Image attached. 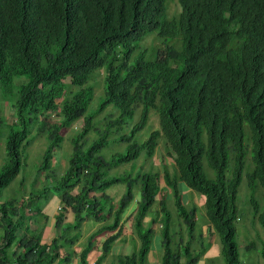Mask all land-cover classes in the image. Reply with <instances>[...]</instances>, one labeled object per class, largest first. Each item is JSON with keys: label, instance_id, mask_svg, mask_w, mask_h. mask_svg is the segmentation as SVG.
Listing matches in <instances>:
<instances>
[{"label": "trees", "instance_id": "obj_1", "mask_svg": "<svg viewBox=\"0 0 264 264\" xmlns=\"http://www.w3.org/2000/svg\"><path fill=\"white\" fill-rule=\"evenodd\" d=\"M179 4L180 11L169 16L167 0H0V99L12 101L15 117L5 137L0 196L21 171L34 125L39 135L47 131L48 141L36 171L37 175L46 172L42 188L35 189L32 183L28 197L0 202V264H54L57 260L68 264L72 258L77 264H103L121 235L122 216L135 200V182L128 180L123 194L113 202L107 190L125 177H110L108 172L141 153L150 159L160 139L171 150L174 170L165 168L163 179L157 171L137 177L140 199L132 225L139 246L129 254H117L108 264H149L154 229L152 220L144 227V218L156 202L163 247L159 264H195L206 252L207 245L200 243L193 254L197 209L183 204L178 182L203 196V215L219 237L224 264H244L234 223L239 217L238 187L250 152L249 202L264 231V0H179ZM149 35L153 40L162 38L163 50L146 54L150 50L142 46L130 63L138 44ZM169 40L173 43L168 44ZM102 67L104 98L94 113L85 115L93 98L88 81ZM20 76L23 80L12 92ZM109 105L116 115L105 116L101 134L87 143L84 137L95 128L93 118ZM136 111L138 120L130 133L114 140L128 142L126 151L109 157L100 154ZM151 111L158 116L159 127L140 142L134 140L148 124ZM52 113L61 119L50 123ZM79 119L83 125L71 138L67 166L58 177L50 174L52 154L63 138L61 130ZM161 182L173 190L177 217L186 226L184 242L181 236L177 242L173 239ZM52 192L61 197L64 211L70 209L72 222L61 230L65 212L55 216L54 225L61 231L48 243L42 241L48 217L43 216L40 226L35 216L41 209L30 205ZM256 192H261L260 200ZM31 220L38 224L34 229L29 226ZM87 220L102 225L77 251L73 246ZM69 231L77 233L65 241ZM106 233L90 263L88 254L97 237ZM67 244L73 249L62 254Z\"/></svg>", "mask_w": 264, "mask_h": 264}, {"label": "rangeland", "instance_id": "obj_2", "mask_svg": "<svg viewBox=\"0 0 264 264\" xmlns=\"http://www.w3.org/2000/svg\"><path fill=\"white\" fill-rule=\"evenodd\" d=\"M168 15L173 16L180 11L179 0H168ZM155 34V32L153 33ZM168 44H172L173 40H169ZM136 51L132 54L133 56L130 59V63L134 60V55L140 52L142 46H145V50L149 51L146 54L150 53L153 49L163 50L164 43L162 38L155 39L150 38V35L147 36L142 42L138 44ZM153 46V47H152ZM104 67L94 71L91 75V79L88 81V84L93 87V99L88 105L85 115L92 114L96 111L97 107L100 105V102L104 98L103 85L105 77ZM23 80V77H16L15 83L12 86L11 91L16 90V85H18ZM77 89V88H76ZM75 89V90H76ZM72 90V88H71ZM4 98V97H3ZM6 99H0V167L5 161V137L9 131L8 125L14 121V112L11 105L12 101L5 97ZM11 102V103H10ZM112 105L107 106L100 114L96 115L93 118V124L95 126L85 137L87 143H90L95 139L102 131H99L103 127V124L107 120L105 116H108L110 112L115 113L112 109ZM115 109V108H114ZM109 117V116H108ZM138 112L136 111L133 121H128L127 124L123 127L120 132L111 136L109 138V144L106 148L102 149L100 154L105 157L111 156L116 152H125L128 142L118 143L114 140L118 138L120 134H129L131 125L138 120ZM114 118V117H113ZM137 118V119H136ZM49 122H58L60 120L59 114L53 113L50 116ZM131 122V123H130ZM83 124L82 119L76 121L69 128L61 130V135L63 136L62 141L57 148L54 149L52 154V159L50 160V174L59 175L60 172L64 171L67 166L68 160L72 153V143L71 138L78 132ZM159 127V119L153 111L150 112V117L148 124L138 133L135 134L134 140L141 141L146 138L151 130ZM37 124L33 126L32 132L29 135V143L22 155V168L18 176L12 181V183L3 189L0 196V202L7 201L11 198H15L18 201H21L22 197H28V193L35 189H41L44 185L47 178L45 177L46 172H41L37 175L36 171L40 164L42 154L48 143L46 138V130L42 131L39 135L37 134ZM246 131L248 132V127L246 126ZM131 142V141H130ZM247 143V140H246ZM168 147L165 142L160 139L158 147L156 148L155 154L149 159L146 158L144 153H141L140 156L129 163L121 164L120 166L113 168L108 172L110 177L119 176L125 177L123 182L115 183L107 190V193L113 198V202H116L119 197L123 194L126 189V184L128 180H134V197L135 200L132 201L126 212L122 216V232L120 237L114 242L112 253L107 257L103 264H108L117 254H129L132 251L137 250L139 246V240H137L136 235L133 231V221L132 216L137 206V200L140 199V180H136L137 177L144 172L152 171L159 172L161 179H163V170L167 168L169 171H173V156L169 155ZM170 150V149H169ZM171 151V150H170ZM252 153H247L245 158V165L242 172V179L238 187L237 194V207L239 210L238 220L234 223L236 228V243L239 252V258L244 264H264L260 256V250L263 245L264 240V231L258 222V220L253 217L252 206L249 202L250 189L247 186V174L252 171L253 163L251 158ZM230 164L232 161L230 160ZM204 169L208 173L209 177L213 176V171L210 170L207 166V163L204 162ZM49 176V175H47ZM34 184V187L31 184ZM161 186L165 191L166 206L170 211L171 215V233L173 234V239L175 242L178 241V238L181 236L182 241L184 242L187 239L186 226L181 222L177 217V213L174 205V197L172 196L173 190L167 189L165 184L161 182ZM177 190L179 195L182 197L183 204L187 207L195 206L197 209V226L194 233L193 245V254L200 249V243L207 245V250L204 254L200 255L196 260L195 264H224L223 257L221 254V244L217 234L213 233V230L208 225V221L203 215L204 213V204L203 196L197 193L196 191L190 189L182 182H178ZM76 191V190H75ZM74 191V193H75ZM160 197V196H159ZM255 197L257 200L261 199V192H256ZM262 204V203H261ZM58 206L65 208L64 203L59 195H56L54 192L50 193L48 198H39L33 203L30 207L36 209L40 207L41 212L36 215V219L40 220L39 224L41 226L44 221L43 216L48 214L46 227L44 228L43 233L45 236L42 241H50L55 235H58L66 223L72 222V215L70 214V209L64 211V209L58 210ZM62 211V212H58ZM65 212V220L61 224V230L55 227V216L58 214H63ZM34 217V218H35ZM161 212L160 205L156 202L154 203L149 211V214L144 219V227L149 226L150 219L153 221V238L151 244V251L148 254V263L149 264H159L160 258L162 256L163 247L161 246ZM108 219H111L110 217ZM110 220H105L103 223H108ZM28 223V222H27ZM38 224L31 222L30 227L34 229ZM102 223L95 220L85 221L80 229V239L74 244L73 248L79 251L84 247L86 239L89 234H91L96 228H98ZM77 231L65 232V241L68 239L69 235H73ZM108 234H103L97 237L94 245V250L92 249L88 254V261L91 263L98 254L100 243ZM18 237V235H17ZM200 237H202L200 239ZM253 242V243H252ZM61 243V242H60ZM252 243V247L250 246ZM174 249L175 247L172 246ZM12 248V247H11ZM10 248V249H11ZM73 248H70V244L64 246L63 253L71 252ZM74 259L68 264H75ZM60 264H65L61 262Z\"/></svg>", "mask_w": 264, "mask_h": 264}, {"label": "crops", "instance_id": "obj_3", "mask_svg": "<svg viewBox=\"0 0 264 264\" xmlns=\"http://www.w3.org/2000/svg\"><path fill=\"white\" fill-rule=\"evenodd\" d=\"M71 215H72V213H70ZM46 215H48V214H46ZM66 219V218H65ZM31 222H33V220H31L30 222H29V226H30V224H31ZM3 228V226H0V234H2V229ZM31 228V227H30ZM43 235L45 236V234L43 233ZM43 236V237H44ZM48 242V241H47ZM13 247V246H12ZM75 249V248H74ZM64 251V249H61V252H63ZM75 264H77V260L76 259H74V261H73ZM54 264H60V262L57 260Z\"/></svg>", "mask_w": 264, "mask_h": 264}, {"label": "clouds", "instance_id": "obj_4", "mask_svg": "<svg viewBox=\"0 0 264 264\" xmlns=\"http://www.w3.org/2000/svg\"><path fill=\"white\" fill-rule=\"evenodd\" d=\"M167 2H168V0H167ZM179 5H180V4H179ZM167 6H168V5H167ZM180 9H181V7H180ZM178 12H179V11H178ZM104 78H105V77H104ZM92 99H93V98H92ZM137 112L139 113V111H137ZM55 114H56V113H55ZM52 115H53V113H52ZM60 119H61V117H60ZM79 120H80V119H79ZM82 121H83V119H82ZM82 125H83V124H82ZM81 127H82V126H81ZM173 170H174V163H173ZM191 207H192V206H191ZM188 208H189V207H188ZM60 209H62V208L58 206V210H60ZM168 210H169V209H168ZM175 210H176V209H175ZM58 212H62V211H58ZM71 213H72V212H71ZM148 214H149V213H148ZM46 216H47V215H46ZM146 217H147V216H146ZM146 217H145V218H146ZM145 218H144V219H145ZM150 220H151V219H150ZM148 223H149V222H148ZM51 239H52V238H51ZM51 239H50V240H51ZM48 243H49V242H48ZM112 250H113V249H112ZM98 253H99V251H98ZM111 253H112V251H111ZM91 263H93V262H91Z\"/></svg>", "mask_w": 264, "mask_h": 264}]
</instances>
